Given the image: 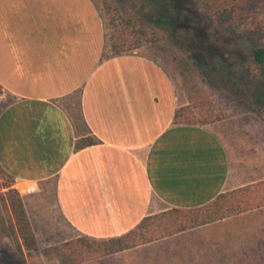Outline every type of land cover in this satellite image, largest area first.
<instances>
[{
	"label": "crops",
	"instance_id": "1",
	"mask_svg": "<svg viewBox=\"0 0 264 264\" xmlns=\"http://www.w3.org/2000/svg\"><path fill=\"white\" fill-rule=\"evenodd\" d=\"M180 101L153 58L106 51L94 0H0V167L39 249L264 179V162L245 176L210 125L174 124ZM93 263L264 264V205Z\"/></svg>",
	"mask_w": 264,
	"mask_h": 264
},
{
	"label": "trees",
	"instance_id": "2",
	"mask_svg": "<svg viewBox=\"0 0 264 264\" xmlns=\"http://www.w3.org/2000/svg\"><path fill=\"white\" fill-rule=\"evenodd\" d=\"M198 17L208 23L206 33L209 41L220 44L224 41L236 42L250 55L251 66L256 75L264 77V44L252 45L251 34L238 26L240 15L248 0H191ZM105 24L113 31L105 37V49L110 55H121L140 47L158 42L163 35L148 28L142 21V14L150 7L151 0H100ZM155 23L165 28L168 18L150 13ZM175 43L184 46L185 42L170 32ZM189 47L185 52L175 53V61L182 85L186 91L188 104L177 107L173 114L174 124L206 125L224 118L210 101L202 100L205 94L197 85L193 73L195 60ZM236 73V70H234ZM92 137L86 136L75 141L80 149L94 144ZM5 181L0 182V241L11 237L19 253L25 250L35 252L44 258L56 259L59 264H78L87 259L104 256L129 249L150 241L171 236L203 224L239 214L264 205V179L241 187L223 191L204 205L192 208L171 207L161 212L144 216L127 232L108 239H94L86 236L72 238L65 242L43 247L36 245L30 221L26 214L21 195L11 175L0 167Z\"/></svg>",
	"mask_w": 264,
	"mask_h": 264
},
{
	"label": "rangeland",
	"instance_id": "3",
	"mask_svg": "<svg viewBox=\"0 0 264 264\" xmlns=\"http://www.w3.org/2000/svg\"><path fill=\"white\" fill-rule=\"evenodd\" d=\"M94 1L100 9L105 37H108L113 31L105 24L100 0ZM119 1L123 3V0ZM150 13L168 18L170 22L162 29L149 16ZM142 21L164 38L137 50L153 58L171 75L180 95L178 107L188 104V98L178 73L175 53L185 52L188 46L195 60V81L206 96L202 100L210 101L215 110L224 116L206 125H210L222 136L235 164L245 169V176L256 177L262 174L257 168L258 164L264 162V77L256 75L250 55L236 42L215 44L209 41L206 33L208 23L198 17L191 0H151L150 7L142 14ZM238 26L251 34L252 45H263L264 0H248L239 17ZM170 32L184 40L185 45H177L169 35ZM5 179L0 173V182ZM94 261L87 259L78 264H94ZM0 264L59 263L56 259L48 260L35 252L23 250L21 254L14 240L4 237L0 241Z\"/></svg>",
	"mask_w": 264,
	"mask_h": 264
}]
</instances>
